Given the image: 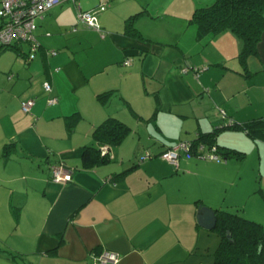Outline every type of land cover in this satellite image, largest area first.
Returning a JSON list of instances; mask_svg holds the SVG:
<instances>
[{"label":"crops","instance_id":"obj_1","mask_svg":"<svg viewBox=\"0 0 264 264\" xmlns=\"http://www.w3.org/2000/svg\"><path fill=\"white\" fill-rule=\"evenodd\" d=\"M212 2L77 0L83 11L105 4L96 31L62 0L38 21L33 57L25 43L0 51V264H93L102 251L117 264H213L220 239L199 227L200 208L264 217V143L241 128L264 118V32L243 66L232 31L197 36L193 13ZM139 13L141 39L125 33ZM107 118L129 134L87 167L84 148L97 147ZM215 130L216 145L243 158L181 157L176 168L159 157ZM56 163L72 168L71 182L52 181Z\"/></svg>","mask_w":264,"mask_h":264},{"label":"trees","instance_id":"obj_2","mask_svg":"<svg viewBox=\"0 0 264 264\" xmlns=\"http://www.w3.org/2000/svg\"><path fill=\"white\" fill-rule=\"evenodd\" d=\"M263 10L264 0H213L210 6L197 9L193 13L191 22L197 26L199 39L207 35L216 36L226 30L232 31L242 41V50L238 58L244 66L249 56L257 54V45L264 32ZM140 14L142 13L131 16L125 24V33L137 39H141V36L133 27L132 22ZM8 48L11 47L1 48L0 51ZM107 96L103 94L98 96V99L102 100ZM225 128L227 127L222 129ZM241 128L252 140L264 143V118L249 121ZM218 131L200 134L196 140L191 141L193 151L197 150L198 145L216 147L217 155L220 154V156L218 155V161L214 162H221L223 158H243L244 155L236 150L216 145ZM128 134L129 128L123 122L115 118H107L92 133L97 147L84 148L85 165L90 167L94 164L107 163L106 155L101 153L100 146H119ZM10 150L11 145H7L3 150V157H8ZM150 155L149 159H152L153 156ZM213 211L216 215V225L211 232L220 239L219 246L214 253L213 264H264V226L236 212L223 209ZM260 247L261 250H259ZM102 252L95 254L100 255Z\"/></svg>","mask_w":264,"mask_h":264},{"label":"built area","instance_id":"obj_3","mask_svg":"<svg viewBox=\"0 0 264 264\" xmlns=\"http://www.w3.org/2000/svg\"><path fill=\"white\" fill-rule=\"evenodd\" d=\"M76 5V19L77 23L88 27L90 29L99 31L97 14L105 10V4L99 5L96 9L83 11L77 0H71ZM62 0H0V49L12 47L17 43H25L29 47V55L33 57L34 53L39 48L35 32L37 30L36 20L43 19L44 15L60 5ZM77 28L73 27L72 32H76ZM55 55V53H53ZM128 64V63H125ZM205 70L194 69L197 76L199 71ZM188 69L183 68L182 72L187 73ZM45 93L50 94L52 91L51 85L48 82L43 84ZM56 97H50L47 100L49 105L57 103ZM33 100L22 102L21 109L24 113H29ZM192 142L183 141L176 146L167 149L161 154V158L169 162L171 165L178 167L181 157L185 159L197 158L205 161H218L216 147H206L205 145H198L197 150L194 152ZM151 157L149 152H146L140 160L149 159ZM50 173L52 181L58 184H65L72 181V168L68 167L65 163H56L50 165ZM90 259L93 264H117L119 262V255L110 251H104L100 255L95 253L90 254Z\"/></svg>","mask_w":264,"mask_h":264},{"label":"water","instance_id":"obj_4","mask_svg":"<svg viewBox=\"0 0 264 264\" xmlns=\"http://www.w3.org/2000/svg\"><path fill=\"white\" fill-rule=\"evenodd\" d=\"M196 219L199 227H201L204 230L211 231L215 228L216 215L215 212L210 208L207 207L200 208L196 216ZM259 250H261V247L259 248Z\"/></svg>","mask_w":264,"mask_h":264},{"label":"rangeland","instance_id":"obj_5","mask_svg":"<svg viewBox=\"0 0 264 264\" xmlns=\"http://www.w3.org/2000/svg\"><path fill=\"white\" fill-rule=\"evenodd\" d=\"M38 21H39V20H36V23H38ZM247 165L250 167V166H251V163L248 162ZM248 200H249L248 203H250V205H251L250 207H253V203H254V202L252 201V198H251V199H248ZM257 220H258V221H256V222H258V223H259V222H260V223L262 222L261 224L264 225V217H257Z\"/></svg>","mask_w":264,"mask_h":264}]
</instances>
